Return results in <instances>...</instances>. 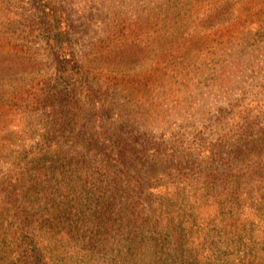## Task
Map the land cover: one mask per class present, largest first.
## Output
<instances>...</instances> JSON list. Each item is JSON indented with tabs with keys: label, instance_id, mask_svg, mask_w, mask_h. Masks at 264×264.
<instances>
[{
	"label": "trees",
	"instance_id": "obj_1",
	"mask_svg": "<svg viewBox=\"0 0 264 264\" xmlns=\"http://www.w3.org/2000/svg\"><path fill=\"white\" fill-rule=\"evenodd\" d=\"M110 1L73 39L70 0H0V117L42 128L0 136V264H264V105L189 99L264 0Z\"/></svg>",
	"mask_w": 264,
	"mask_h": 264
},
{
	"label": "rangeland",
	"instance_id": "obj_2",
	"mask_svg": "<svg viewBox=\"0 0 264 264\" xmlns=\"http://www.w3.org/2000/svg\"><path fill=\"white\" fill-rule=\"evenodd\" d=\"M70 1L72 2L74 12L71 19L76 23V30L72 35L73 39L80 36H84L85 38L94 36L93 39H101V29L105 24L114 20L118 8L112 6L114 4L110 0ZM113 14L114 16H112ZM252 35H254V33L247 34L245 38L238 39L232 43L231 49H233V53L230 56L234 58L232 63L227 64L229 68H232L228 79V81L232 80V83L229 84V87L225 88L226 85L223 86V84L220 83L209 85L207 82H198V91L201 94L198 95V97L193 95V98H189L190 100H194L196 103L197 101H202L204 98L206 105L214 106L229 97L238 98L242 100L243 103H247L248 107H251L246 111V115H259L254 105L256 103H258V105H264V35ZM236 56H241L239 58L241 63H234ZM202 61L208 64L207 70L213 71L211 66L212 61L208 57H205ZM139 95L140 94H138V96ZM119 115L120 112L116 111L114 117L117 118ZM261 116V120L264 122V114ZM39 117L40 113L34 110H31L27 116L16 112L12 116L0 117V136L7 138V140L4 141L11 146L10 140L15 143H21L22 138L25 137L24 132L26 130L30 131L36 129L37 132L30 133L31 136H34L29 142L32 143L35 139H38L37 137L39 136L37 133L42 130L41 124L38 122ZM25 123L29 125L30 128L24 131L23 126ZM258 136V140H264V135L258 134ZM262 155H264V150ZM260 175L264 177V168L261 169ZM230 210V207H225L223 212L227 215ZM259 228L260 225L258 226V229ZM261 229L264 231V225H262ZM250 246L252 245L250 244ZM259 247H261V257H264V241L260 242Z\"/></svg>",
	"mask_w": 264,
	"mask_h": 264
}]
</instances>
